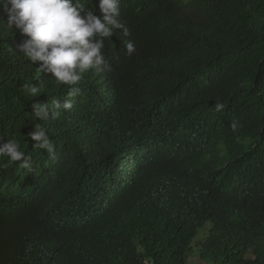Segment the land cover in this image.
Wrapping results in <instances>:
<instances>
[{
	"label": "clouds",
	"instance_id": "1",
	"mask_svg": "<svg viewBox=\"0 0 264 264\" xmlns=\"http://www.w3.org/2000/svg\"><path fill=\"white\" fill-rule=\"evenodd\" d=\"M229 1L0 0V48L18 51L14 65L31 83L24 88L34 99L31 107L12 101L37 118L23 117L33 127L28 124L26 134L10 137L3 134L5 123H18L19 115L0 111L4 253L12 237L4 226L10 214L24 216L40 230L50 255H66L101 217L108 229L111 217L104 210L133 211L134 202L126 198L142 163L162 159L184 167L185 161L204 155L210 125L224 105L196 104L173 95L192 76L197 59L221 50L234 58L233 19L224 6ZM22 54L30 70L17 63ZM8 69L0 56L1 97L9 96L10 84L3 75ZM150 99L160 113L148 117L146 128L132 113ZM125 119H133L138 134L117 137ZM231 126L235 130V122ZM29 140L33 149L44 150L42 165L33 161ZM81 158L90 172L84 182H75L76 175L70 186L37 200L58 174L67 180L76 173ZM225 163L224 152L212 149L202 165L184 168L205 185L210 176L226 172ZM153 180L168 188L175 185L176 175L157 173ZM181 206L185 221L192 217L186 228L197 227L192 247L197 243L201 254L217 225L200 204L177 203L172 212ZM208 222L209 236L196 239Z\"/></svg>",
	"mask_w": 264,
	"mask_h": 264
},
{
	"label": "trees",
	"instance_id": "2",
	"mask_svg": "<svg viewBox=\"0 0 264 264\" xmlns=\"http://www.w3.org/2000/svg\"><path fill=\"white\" fill-rule=\"evenodd\" d=\"M224 6L233 19L230 43L234 58L221 50L197 59L194 73L173 96L196 104L224 105L210 125L204 155L183 165L199 167L212 149H220L224 152L226 172L210 176L207 184L201 185L181 165L162 159L142 163L145 166L139 168L130 190L133 192L126 198L134 202L133 211L111 213L102 207L104 216L111 217L108 229L104 230L101 217L80 234L75 249L66 255H50L40 230L24 216L10 214L4 218V226L13 238L10 237L5 253L0 242V264H187L197 227L186 228L192 217L185 221L182 206L172 212L177 203L200 204L217 225L201 247L204 263L264 264V0H230ZM18 54L16 49L4 52L0 48V56L9 67L3 75L10 84L9 96H0V111L7 114L14 110L19 115L18 123H5L3 134L10 137L26 134L28 124L33 127L32 123H23V117L37 120L12 101L24 107L34 103L24 88L31 83L14 65ZM17 63L25 70L32 68L23 54ZM157 105L153 99L148 100L136 108L133 118L143 120L148 128V117H158L160 113ZM129 133L138 134L133 119L123 121L117 137L125 138ZM33 143L29 140L32 159L42 165L44 150L33 149ZM88 170V163L81 158L76 173L67 180L58 174L37 200L51 198L70 186L76 175L75 182H84L90 176ZM157 173H174L175 185L166 188L155 183L153 177Z\"/></svg>",
	"mask_w": 264,
	"mask_h": 264
},
{
	"label": "rangeland",
	"instance_id": "3",
	"mask_svg": "<svg viewBox=\"0 0 264 264\" xmlns=\"http://www.w3.org/2000/svg\"><path fill=\"white\" fill-rule=\"evenodd\" d=\"M212 227V222H208L202 229L198 230L199 235L196 239H206L209 236V229ZM193 251L190 253L187 259V264H207L204 263L200 258V248L198 244L195 243L192 247Z\"/></svg>",
	"mask_w": 264,
	"mask_h": 264
},
{
	"label": "bare ground",
	"instance_id": "4",
	"mask_svg": "<svg viewBox=\"0 0 264 264\" xmlns=\"http://www.w3.org/2000/svg\"><path fill=\"white\" fill-rule=\"evenodd\" d=\"M42 172H44V171H42ZM38 174H40V172Z\"/></svg>",
	"mask_w": 264,
	"mask_h": 264
}]
</instances>
